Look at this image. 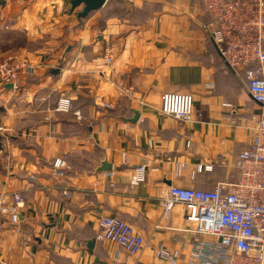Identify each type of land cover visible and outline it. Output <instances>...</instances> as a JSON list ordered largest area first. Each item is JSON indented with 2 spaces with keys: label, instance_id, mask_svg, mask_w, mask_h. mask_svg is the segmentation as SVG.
I'll return each instance as SVG.
<instances>
[{
  "label": "crops",
  "instance_id": "obj_1",
  "mask_svg": "<svg viewBox=\"0 0 264 264\" xmlns=\"http://www.w3.org/2000/svg\"><path fill=\"white\" fill-rule=\"evenodd\" d=\"M69 1L0 0V55L31 67L15 88L0 87V192L25 199L19 225L0 233V264H161L158 246L184 263L193 235L169 228L179 222L161 218L158 196L170 185L211 190L237 178L260 106L242 70L225 66L208 41L197 0H107L83 19ZM169 91L193 95L190 122L160 112ZM60 97L71 111L53 110ZM57 158L62 175L52 172ZM103 161L109 170L98 169ZM139 164L145 181L130 186ZM104 215L132 224L141 251L97 240Z\"/></svg>",
  "mask_w": 264,
  "mask_h": 264
},
{
  "label": "built area",
  "instance_id": "obj_2",
  "mask_svg": "<svg viewBox=\"0 0 264 264\" xmlns=\"http://www.w3.org/2000/svg\"><path fill=\"white\" fill-rule=\"evenodd\" d=\"M197 1L209 16L205 25L208 41L225 66L233 71L242 70L247 91L260 111L254 134L236 160L239 174L235 180H217L211 190L170 185L160 192L161 218L177 219L179 225L168 227L181 234H192L193 242L184 263L177 252L163 246L157 247L155 255L161 264H264V0ZM111 61L112 57L105 54L103 62ZM30 69L28 62L13 52L0 55V83H12L15 88L17 80L30 73ZM102 105L110 107L109 103ZM223 105L230 107L228 103ZM53 110L71 111V99L58 98ZM160 112L190 122L194 113L193 95L183 91L163 92ZM51 166L55 175H62L66 162L57 158ZM145 178V165H136L129 184L137 185ZM35 184V175H29L27 187ZM110 185L114 186L112 182ZM63 194L69 197L70 190L65 189ZM24 203L21 191L0 192V233L5 226L19 225ZM95 238L114 241L132 254L140 252L146 243L132 224L109 215L100 218Z\"/></svg>",
  "mask_w": 264,
  "mask_h": 264
},
{
  "label": "water",
  "instance_id": "obj_3",
  "mask_svg": "<svg viewBox=\"0 0 264 264\" xmlns=\"http://www.w3.org/2000/svg\"><path fill=\"white\" fill-rule=\"evenodd\" d=\"M107 0H70V13L75 12L76 9H79L75 12V16L78 19L86 17L90 12L96 11L104 6ZM58 70H54L56 73ZM2 88L12 89V83H2L0 84ZM137 116V112H135V118ZM134 118V119H135ZM111 168L110 164L103 161L101 166L98 168L101 170H109Z\"/></svg>",
  "mask_w": 264,
  "mask_h": 264
},
{
  "label": "rangeland",
  "instance_id": "obj_4",
  "mask_svg": "<svg viewBox=\"0 0 264 264\" xmlns=\"http://www.w3.org/2000/svg\"><path fill=\"white\" fill-rule=\"evenodd\" d=\"M20 41H21L22 47H24V48H32L30 42L25 37L19 38V43H20Z\"/></svg>",
  "mask_w": 264,
  "mask_h": 264
},
{
  "label": "trees",
  "instance_id": "obj_5",
  "mask_svg": "<svg viewBox=\"0 0 264 264\" xmlns=\"http://www.w3.org/2000/svg\"><path fill=\"white\" fill-rule=\"evenodd\" d=\"M93 12V11H92ZM91 13V12H90ZM89 13V14H90ZM85 18V17H84ZM81 19H83V18H81ZM1 137V136H0ZM237 171H238V174H239V170H238V168L236 169ZM236 179V178H235ZM235 179H232V180H235ZM197 189V188H196Z\"/></svg>",
  "mask_w": 264,
  "mask_h": 264
}]
</instances>
